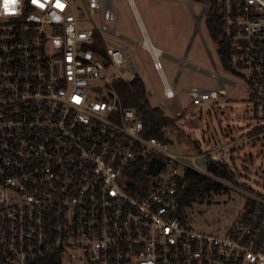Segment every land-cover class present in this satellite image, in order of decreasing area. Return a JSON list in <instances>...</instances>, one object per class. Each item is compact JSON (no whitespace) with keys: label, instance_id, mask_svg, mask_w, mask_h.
<instances>
[{"label":"built area","instance_id":"2783aa9c","mask_svg":"<svg viewBox=\"0 0 264 264\" xmlns=\"http://www.w3.org/2000/svg\"><path fill=\"white\" fill-rule=\"evenodd\" d=\"M108 1L82 0L80 13L69 0H17L10 10L0 0V264H264V187L238 180L228 143L205 157L224 164L231 181L194 164L205 153L180 155L145 136L136 109L121 104L113 80L135 73L120 42L102 34L113 19ZM193 1L203 17L213 3L227 71L246 84L259 122L246 138L263 131L264 0ZM140 46L162 96L172 98L159 49L144 39ZM222 91L186 94L206 112ZM152 158L160 161L155 172L147 171ZM184 168L240 193L226 224L193 225L190 205H179Z\"/></svg>","mask_w":264,"mask_h":264},{"label":"rangeland","instance_id":"374dc122","mask_svg":"<svg viewBox=\"0 0 264 264\" xmlns=\"http://www.w3.org/2000/svg\"><path fill=\"white\" fill-rule=\"evenodd\" d=\"M69 1L81 13L82 0ZM131 1L132 4L126 0L114 1L113 19L104 21L108 28L102 34L123 43L132 61L133 72L143 82L149 103L158 106L163 114L172 118L173 125L162 129L167 139V149L184 156L205 153L204 157L193 161L197 167L204 169L206 150L217 144L228 143L225 148L232 154L229 162L236 166L238 180L253 189H262L264 130L246 138L248 131L259 125L249 114L246 84L243 79L222 67L204 27L203 18L199 21V28L205 43L200 41L197 32L192 36V22L186 2L191 5L193 13L200 10L199 4L193 0ZM104 5H109V1L104 0ZM91 18L98 23L95 15ZM138 20L152 44L149 45L169 55H160L159 61L165 80L176 89L172 98L162 96L160 76L151 67L148 51L135 43L142 37ZM182 52L185 59L177 62L173 57H178ZM211 71L216 73L220 83L208 75ZM190 87L221 88L223 91L219 95L220 100L204 112L199 104L188 102L186 89ZM193 140L198 147L194 146ZM257 159L260 160L259 165L256 164ZM183 160L191 163L189 158ZM239 196L240 193L225 187L222 191L214 192L208 202H192L186 211L194 226L211 230L229 221L239 206Z\"/></svg>","mask_w":264,"mask_h":264},{"label":"trees","instance_id":"16d2710c","mask_svg":"<svg viewBox=\"0 0 264 264\" xmlns=\"http://www.w3.org/2000/svg\"><path fill=\"white\" fill-rule=\"evenodd\" d=\"M203 23L209 38L214 43L215 53L218 60L222 67L227 70L226 40L220 27L219 15L211 1L204 14ZM93 42L99 44V37L95 31L93 32ZM112 84L121 104L136 109L137 116L141 120L143 126L144 135L156 137L163 142H167L162 129L166 126L173 125V120L171 117L163 114L158 106H153L149 103L145 95L144 85L141 78L135 74L129 81L116 79L113 80ZM193 143L194 146L198 147L194 140ZM204 166L205 169L215 177L229 181L233 180L232 173L222 163L206 159ZM140 175V170H136L132 174L135 178ZM180 181L185 184L179 202L180 207L191 205L192 202L202 203L209 196L211 191L224 188V186L218 183L215 179L191 168L183 169ZM132 185L133 184H128V187Z\"/></svg>","mask_w":264,"mask_h":264},{"label":"crops","instance_id":"0c3cea01","mask_svg":"<svg viewBox=\"0 0 264 264\" xmlns=\"http://www.w3.org/2000/svg\"><path fill=\"white\" fill-rule=\"evenodd\" d=\"M132 6V8H133V5H131ZM186 8L187 9H189V14H190V18H191V22H192V29H191V31H192V36H194L195 35V33L197 32V34H198V38L200 39V41L204 44L205 42H204V38H203V34H202V32L200 31V28H199V21H200V19H201V16H200V11L199 10H197V12L196 13H193V11L190 9L191 8V5L189 4V2H186ZM138 23H139V27H140V31H141V33H142V37H141V39L139 40V41H136L135 43L136 44H138V45H140L141 44V42H142V39H144V40H147V43L148 44H151L150 42H149V40H148V37L146 36V34H145V31H144V29H143V27H142V25H141V23L139 22V20H138ZM113 40V39H112ZM117 40V39H116ZM132 42H133V40L132 39H130ZM120 42V41H119ZM120 44L122 45V47L125 49V51H126V55L128 56V51H127V48L123 45V43H121L120 42ZM152 45V44H151ZM156 48V47H155ZM157 49H159V48H157ZM159 51H160V55H164V56H166V57H169V55L167 54V53H164L162 50H160L159 49ZM184 52V51H183ZM181 53V55H179L178 57H173L177 62H182V61H184V57H185V54L184 53ZM171 58H172V56H170ZM128 58H129V56H128ZM130 59V58H129ZM130 62H131V65H132V61H131V59H130ZM163 75V74H162ZM215 80H216V83H220V79L216 76V73H215ZM163 78H164V76H163ZM164 80H165V78H164ZM167 82V81H166ZM168 83V82H167ZM169 84V83H168ZM172 87H173V85L172 84H170ZM174 88V87H173ZM174 90H175V92H176V89L174 88ZM175 95V94H174ZM169 99V98H168ZM181 107V106H180ZM177 111V110H176ZM205 163V162H204Z\"/></svg>","mask_w":264,"mask_h":264},{"label":"water","instance_id":"95a60500","mask_svg":"<svg viewBox=\"0 0 264 264\" xmlns=\"http://www.w3.org/2000/svg\"><path fill=\"white\" fill-rule=\"evenodd\" d=\"M260 163V160H256V164L258 165ZM160 165V161L156 160L155 158H152L149 162V166L147 167V171L155 172L157 168Z\"/></svg>","mask_w":264,"mask_h":264},{"label":"snow or ice","instance_id":"6c2138e0","mask_svg":"<svg viewBox=\"0 0 264 264\" xmlns=\"http://www.w3.org/2000/svg\"><path fill=\"white\" fill-rule=\"evenodd\" d=\"M16 2H17V0H4L5 10H10V6L15 5ZM33 2H35V0H33Z\"/></svg>","mask_w":264,"mask_h":264},{"label":"bare ground","instance_id":"6f19581e","mask_svg":"<svg viewBox=\"0 0 264 264\" xmlns=\"http://www.w3.org/2000/svg\"><path fill=\"white\" fill-rule=\"evenodd\" d=\"M144 42H145V45L148 47V46H149V44L147 43V40H144Z\"/></svg>","mask_w":264,"mask_h":264},{"label":"flooded vegetation","instance_id":"af4514ba","mask_svg":"<svg viewBox=\"0 0 264 264\" xmlns=\"http://www.w3.org/2000/svg\"><path fill=\"white\" fill-rule=\"evenodd\" d=\"M201 18H203V16H201ZM213 42V41H212ZM214 44V43H213Z\"/></svg>","mask_w":264,"mask_h":264}]
</instances>
